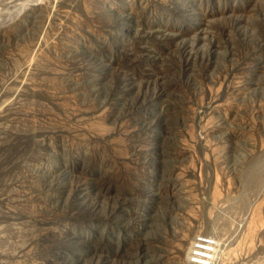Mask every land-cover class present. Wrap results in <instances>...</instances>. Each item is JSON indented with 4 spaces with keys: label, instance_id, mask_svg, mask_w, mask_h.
<instances>
[{
    "label": "rangeland",
    "instance_id": "374dc122",
    "mask_svg": "<svg viewBox=\"0 0 264 264\" xmlns=\"http://www.w3.org/2000/svg\"><path fill=\"white\" fill-rule=\"evenodd\" d=\"M198 237L264 264V0H0V264Z\"/></svg>",
    "mask_w": 264,
    "mask_h": 264
},
{
    "label": "built area",
    "instance_id": "2783aa9c",
    "mask_svg": "<svg viewBox=\"0 0 264 264\" xmlns=\"http://www.w3.org/2000/svg\"><path fill=\"white\" fill-rule=\"evenodd\" d=\"M195 240L196 242H201L204 247H198L196 246L197 244L196 242L193 243L192 249L190 250V254H191L190 259H189L190 264H210L212 260L211 259L212 249L210 248L211 242L201 237H198ZM201 253L205 255L203 256L201 255Z\"/></svg>",
    "mask_w": 264,
    "mask_h": 264
},
{
    "label": "bare ground",
    "instance_id": "6f19581e",
    "mask_svg": "<svg viewBox=\"0 0 264 264\" xmlns=\"http://www.w3.org/2000/svg\"><path fill=\"white\" fill-rule=\"evenodd\" d=\"M29 3V2H28ZM35 75V74H34ZM3 108V107H2ZM7 109L8 108H6V112H7ZM10 109V108H9ZM6 114V113H5ZM3 115V114H2ZM26 143V142H25ZM4 164V163H3ZM5 168V167H4ZM195 239V238H194ZM194 242H196V240L194 241ZM194 242H191V246L189 247V248H187V254H188V256H189V259H190V256H191V254H190V250L192 249V245H193V243ZM197 244H196V246H198V247H204L203 245H202V243L201 242H196ZM201 255H205V254H202L201 253ZM187 256V257H188ZM200 258H201V256H200ZM202 258H204V257H202ZM190 263V262H189Z\"/></svg>",
    "mask_w": 264,
    "mask_h": 264
}]
</instances>
